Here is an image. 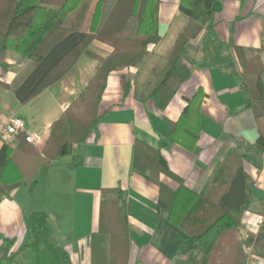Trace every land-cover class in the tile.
<instances>
[{"label": "trees", "instance_id": "16d2710c", "mask_svg": "<svg viewBox=\"0 0 264 264\" xmlns=\"http://www.w3.org/2000/svg\"><path fill=\"white\" fill-rule=\"evenodd\" d=\"M224 1L181 0L180 11L189 22L172 51L166 57H159L149 51V46L161 41V0H0V66L8 69L1 60L7 51L33 64L30 74L14 89L21 105L60 81L81 55L99 61L94 78L53 123L49 139L41 150L28 143L25 134L18 137L14 146H0V203L24 186L32 193L43 167L59 157L71 155L75 144L89 141L93 134L98 136L102 119L100 106L113 73L136 68L133 79L125 83V95L132 91L138 101L153 102L159 111H165L176 93L172 80L185 79L180 74L182 59L188 54L191 41L212 27L211 19L223 9ZM91 11L90 27L85 31L84 23ZM92 45L107 49L110 54L103 58L90 49ZM218 45L215 43L213 49ZM235 51L243 70L246 107L253 112L259 129L256 144L247 146L246 150L263 153L264 48L236 46ZM0 88L10 87L0 81ZM204 97L199 90L179 120L172 123L169 136L161 139L159 148L135 139L131 169L147 175L158 185L159 206L168 212V221L189 234L204 251L203 264H245V247L249 245L258 258H264V224L249 232L246 240L240 238L244 215L254 201L242 157L231 152L221 165L226 177L221 182L213 180L202 192H197L170 170L162 154V149L175 144L188 152L196 149L201 137ZM232 158L237 164L229 173ZM83 164L81 156H73L69 168L75 170ZM161 175L176 180L179 187L172 189L160 180ZM109 194L115 196L108 198ZM103 195L99 230L91 238L92 264H130L131 204L127 192L117 187L104 190ZM262 218L264 222V212ZM24 222L25 240L16 251H13L16 240L0 234V264H19L20 258L26 264H72L46 212H31L25 215Z\"/></svg>", "mask_w": 264, "mask_h": 264}, {"label": "crops", "instance_id": "0c3cea01", "mask_svg": "<svg viewBox=\"0 0 264 264\" xmlns=\"http://www.w3.org/2000/svg\"><path fill=\"white\" fill-rule=\"evenodd\" d=\"M180 2L161 0V41L149 46V51L156 56L166 57L172 51L189 22L180 11ZM91 16L92 11L84 23L85 31L89 30ZM210 25L211 28L191 41L188 54L182 59L180 74L185 79L172 80L176 93L165 111H159L153 102L138 101L132 91L125 95V83L133 79L136 68L124 69L109 77L100 106L102 119L98 136L93 134L89 141L75 144L71 155L59 157L43 167L32 193L24 186L0 203V234L16 240L13 251L25 240V215L42 206L40 211L49 215L60 246L72 264H92L91 238L99 230L103 191L120 187L127 192L131 204L130 264H203L204 251L189 234L172 225L168 212L159 206L158 185L147 175L131 169L135 139L159 148L161 139L169 136L172 123L179 120L199 90L205 97L201 107V137L196 149L188 152L175 144L162 149V154L170 170L188 188L202 192L213 180L221 182L226 177L221 165L231 152H237L243 159L248 189L254 198L244 215L242 229L249 233L259 228L258 221L264 212V152L246 150L247 146L256 144L259 129L253 112L246 107L243 70L235 47L264 48V0H225L223 9L213 15ZM215 43L220 44L216 50ZM90 49L103 58L110 54L109 50L95 45ZM1 60L8 69L0 66V81L10 88H0V130L9 116L16 114L25 122L27 133L40 134L41 144L34 146L41 150L49 139L53 123L94 78L99 61L81 55L60 81L21 105L14 89L30 74L33 64L13 51L5 52ZM73 156L83 158L82 167L69 168ZM230 161L229 173L237 164L236 159ZM42 177L44 181L40 182ZM160 180L174 190L179 187V182L166 175H161ZM41 183L42 198L31 201L28 195L33 196ZM258 261L264 264V258Z\"/></svg>", "mask_w": 264, "mask_h": 264}, {"label": "built area", "instance_id": "2783aa9c", "mask_svg": "<svg viewBox=\"0 0 264 264\" xmlns=\"http://www.w3.org/2000/svg\"><path fill=\"white\" fill-rule=\"evenodd\" d=\"M21 134L26 135V140L28 143L38 146L41 144V136L37 133H27L26 125L22 118L16 114H11L5 124V126L0 130V146L1 145H11L14 146L17 143V139ZM264 224L263 218H260L258 221V227H262ZM240 238L244 241L248 237V233L244 232L242 227L239 230ZM245 251L247 254V261L251 264H260L258 261L261 258H258L254 254V249L252 246H246ZM262 264V263H261Z\"/></svg>", "mask_w": 264, "mask_h": 264}, {"label": "rangeland", "instance_id": "374dc122", "mask_svg": "<svg viewBox=\"0 0 264 264\" xmlns=\"http://www.w3.org/2000/svg\"><path fill=\"white\" fill-rule=\"evenodd\" d=\"M42 181H44V177H42L40 182H42ZM23 190H28V189L24 188ZM42 194H43V185L41 183L40 186H38L37 189L35 190L33 196H31V195H28V196L31 198V201L33 200L35 202V201H39L42 198ZM44 195H45V203H47V201H48L47 198L49 196V192L48 191H47V193L45 192ZM41 209H42V206H40V208H38L37 211H40ZM19 264H26L23 258L19 259ZM245 264H251L250 262L248 263L247 258H246Z\"/></svg>", "mask_w": 264, "mask_h": 264}]
</instances>
